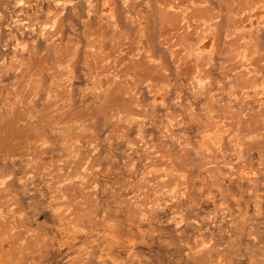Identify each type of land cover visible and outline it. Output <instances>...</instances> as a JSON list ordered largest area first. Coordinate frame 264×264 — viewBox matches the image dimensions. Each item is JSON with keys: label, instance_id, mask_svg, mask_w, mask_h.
I'll list each match as a JSON object with an SVG mask.
<instances>
[{"label": "rangeland", "instance_id": "374dc122", "mask_svg": "<svg viewBox=\"0 0 264 264\" xmlns=\"http://www.w3.org/2000/svg\"><path fill=\"white\" fill-rule=\"evenodd\" d=\"M240 1L0 0V264H264V0Z\"/></svg>", "mask_w": 264, "mask_h": 264}, {"label": "bare ground", "instance_id": "6f19581e", "mask_svg": "<svg viewBox=\"0 0 264 264\" xmlns=\"http://www.w3.org/2000/svg\"><path fill=\"white\" fill-rule=\"evenodd\" d=\"M222 1H224V0H222ZM231 1H232V0H231ZM242 1H243V0H242ZM242 1H240V2H242ZM247 1H249V0H247ZM260 1H261V0H260ZM177 2H178V1H177ZM207 2H208V1H207ZM228 2H230V1H228ZM240 2H239V4H238V6H240ZM251 2H252V1H251ZM251 2H250V3H251ZM256 2H257V1H256ZM234 3H235V2H234ZM242 3H243V2H242ZM244 3H245V2H244ZM250 3H247V2H246V4H248V5H249ZM262 3H263V2H262ZM262 3H261V4H262ZM227 4H228V3H227ZM257 4H258L259 6L262 7V5H260V3H257ZM257 4L254 5V6H255L254 10L256 9V7H257L256 5H257ZM173 5H174V4H173ZM229 5H231V3H230ZM232 6H233V5H232ZM232 6H231V8H232ZM234 6H235V5H234ZM246 6H247V5H246ZM259 6H258V7H259ZM172 7H173V6H172ZM226 7H227V6H226ZM174 8H177V7L175 6ZM251 9L253 10V7H252ZM254 10H253V11H254ZM230 12H231V11H230ZM241 12H243V11H241ZM251 12H252V11H251ZM251 12H250V13H251ZM237 13H238V12H237ZM237 13L233 14V16L236 15ZM243 13H244V12H243ZM246 13H247V12H246ZM240 14H242V13H240ZM248 14H249V13H248ZM229 15H230V13L228 14V16H229ZM246 15H247V14H246ZM241 16H242V15H241ZM243 16H244V14H243ZM248 16H249V15H248ZM248 16H247V18H248ZM253 17H254V15H253ZM234 18H236V17H234ZM234 18H233V19H234ZM240 18H241V17H240ZM229 19H230V18H229ZM231 19H232V18H231ZM251 19H252V18H251ZM241 21H242V20H241ZM241 21H240V24L242 23ZM246 21H247V20H245V22H246ZM248 21H249V19H248ZM232 22H234V21H232ZM232 22H231V23H232ZM237 22H238V21H237ZM243 22H244V21H243ZM235 24H236V23H235ZM232 25H234V24L232 23ZM236 25H238V24H236ZM236 25H235V27H236ZM181 27H182V26H181ZM233 27H234V26H233ZM235 27H234V28H235ZM238 27H239V26H238ZM234 28H232V29H234ZM242 28H244V27H242ZM232 29H231V30H232ZM180 30H181V29H180ZM181 31H182V30H181ZM186 31H187V30H186ZM232 31H234V30H232ZM179 33H181V32H179ZM184 33H185V32H184ZM176 34H177V33H176ZM231 34H232V33H231ZM231 34H230V35H231ZM230 35H229V36H230ZM181 36H183V33H182ZM178 37H180V36H178ZM183 38H185V37H183ZM183 38H182V39H183ZM228 38H229V37H228ZM180 39H181V38H180ZM229 40H230V39H229ZM230 44H231V43H230ZM253 44H254V43H253ZM250 45H251V44H250ZM246 46H247V44H246ZM246 46H245V47H246ZM255 46H256V45H255ZM249 48H250V47H249ZM249 48H248V49H249ZM243 50H244V49H243ZM238 51H239V50H238ZM247 52H248V51H247ZM236 53H237V52H236ZM198 54H199V55H198V57H197L196 60H195V69H196L195 71H196L197 73H200V72H198L197 70H198L200 67H201V69H202V66H206V65H208V64H209V60H207L206 62H199L200 59H202L201 56H202L203 54H201V53H198ZM238 54H239V53H237V55H238ZM173 56H174V55H173ZM179 59H180V58H179ZM210 60H211V59H210ZM178 61H180V60H178ZM211 64H212V63H211ZM200 71H201V70H200ZM201 72H202V71H201ZM197 86H198V85H197ZM199 86H200V85H199ZM204 88H205V87H204ZM201 89H203L202 86H201L200 90H201ZM212 99H215V98H212ZM160 101H161V99H160ZM242 101H244V100H242ZM243 103H244V102H243ZM245 104H246V103H245ZM247 107H248V106H247ZM247 107H246V108H247ZM226 108H227V107H226ZM226 108H225V109H226ZM246 108H245V109H246ZM246 110H247V109H246ZM210 112H212V111H210ZM214 114H215V113H214ZM214 114H210V116L213 117ZM263 120H264V119H263ZM210 124H211L212 126H214V127L216 126L213 122H211ZM241 151H242V150H241ZM240 153H241V152H240ZM213 162H214V161H213ZM211 163H212V160H211ZM211 163H209V164H211ZM212 164H213V163H212ZM61 176H62V175H61ZM61 176H59V177H61ZM63 177H64V176H63ZM61 179H62V177H61ZM61 179L59 178V180H61ZM63 179H64V178H63ZM65 179H66V176H65ZM63 181H64V180H63ZM61 182H62V181H61ZM59 184H60V183H58V186H60ZM58 186H57V187H58ZM58 189H59V187H58ZM61 189H62V188L60 187V191H58V192L61 193ZM62 194H63V193H62ZM62 197H63V195H62ZM57 198H58V197H57ZM57 198H56V199H57ZM59 201H60V200H59ZM56 202H57V201L55 200V203H56ZM60 202H62V200H61ZM55 203H53V204H55ZM55 205H56V204H55ZM52 206H53L52 208H54V205H52ZM57 206H58V205H57ZM61 209H62V208H61ZM64 210H65V208H64ZM61 211H62V210H61ZM66 211H67V210H66ZM67 212H68V215H69V211H67ZM58 213H59V212H58ZM62 213H63V211H62ZM59 215H60V214H59ZM61 215H62V214H61ZM61 215H60V216H61ZM64 215H65V214H64ZM66 215H67V214H66ZM68 215H67V216H68ZM60 216H58V217H60ZM61 217H62V216H61ZM61 217H60V218H61ZM62 218L65 219V216L62 217ZM66 220H67V222H68L69 217H68V219L66 218ZM60 221H61V223H62V225H63V224H64L63 222H64L65 220H64L63 222H62V220H60ZM65 223H66V222H65ZM14 252H17V253H18V255L16 256V258L18 259V261L23 260V258H24V256H25V254H24L23 252H21L20 250H19V251L17 250V251H14Z\"/></svg>", "mask_w": 264, "mask_h": 264}]
</instances>
